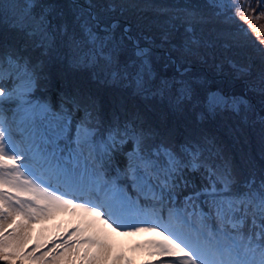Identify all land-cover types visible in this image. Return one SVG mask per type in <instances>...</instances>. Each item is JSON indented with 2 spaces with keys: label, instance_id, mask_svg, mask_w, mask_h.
<instances>
[{
  "label": "snow or ice",
  "instance_id": "snow-or-ice-1",
  "mask_svg": "<svg viewBox=\"0 0 264 264\" xmlns=\"http://www.w3.org/2000/svg\"><path fill=\"white\" fill-rule=\"evenodd\" d=\"M257 2L258 14L249 0L251 11L241 4L235 15L259 36L264 25L258 28L254 22L264 19V0ZM213 6L232 8L235 4ZM24 7L28 9L24 19L30 22L14 26L24 30L33 46L45 54L63 39L74 52L76 67L103 64L110 82L131 80L136 94L144 98L171 93L177 109L191 100L197 80L186 57L200 44L194 16L185 28L190 35L178 47L171 43L169 32L161 35L159 44L149 37H143L146 43L141 44L140 38L131 35L130 26L117 37L118 22L102 26L100 17L91 13V4L87 19H81L83 12L73 13L79 36L69 31L66 21L56 22L61 13L55 5L36 16L31 13L33 0H26ZM72 7L81 6L74 2ZM126 41L131 43L132 56L121 63ZM156 48L161 51L154 52ZM154 59L165 72L171 69L172 75H160ZM38 67L17 52H0V260L7 264L18 260L132 264L125 255L131 251L143 252L148 257L144 264H264V175L253 173L240 182L230 169L210 166L198 143L175 146L159 139L138 113L123 122L114 113L104 124L91 98L73 136L72 111L79 110V100L66 98L68 107L62 104L59 112L47 104H33ZM252 87L264 95V75ZM8 103L15 105L11 122L4 115ZM209 109L239 114L249 111L251 104L245 97L214 93ZM129 142L132 148L126 153L125 166L110 178L114 154ZM200 170L206 183L196 188L188 173ZM61 214L76 218L71 231L65 229L58 242L40 256L35 255V247L26 250L36 224ZM140 233H153V237L127 249L116 239Z\"/></svg>",
  "mask_w": 264,
  "mask_h": 264
},
{
  "label": "rangeland",
  "instance_id": "rangeland-1",
  "mask_svg": "<svg viewBox=\"0 0 264 264\" xmlns=\"http://www.w3.org/2000/svg\"><path fill=\"white\" fill-rule=\"evenodd\" d=\"M210 1L213 2V0ZM226 1L220 0L217 3L213 2V4H224ZM74 2L81 7L79 9L73 8ZM230 2L235 4V7H214L211 4L203 6L192 1L190 3V0H33L35 7L31 9L32 15H39L43 8L55 5L56 10L61 13L56 22L66 21L69 31L75 32L77 36L80 35V29L78 22L74 20L73 13L83 12L81 19H87L89 15L88 6L91 4L93 7L90 11L100 17L102 26L118 22L117 37L120 36L125 26H130L131 35L140 38L141 44L146 43L143 37L153 38L159 44L161 35L164 32H169L171 43L178 47L181 46L186 37L190 35L185 31L187 21L194 16L197 21L194 32L200 44L195 48L194 54L188 55L186 59L191 67V75L196 78L197 82L194 84V93L191 100L184 101L178 109L174 107L175 102L171 93L165 97L150 96L144 98L136 94V85L131 80H122L117 83L110 82L111 76L103 64L74 66L72 63L74 52L63 39H58L57 47L54 50H49L46 54L43 49L34 47V41L29 39L26 32L14 26V24L26 26L30 22V18L24 19V14L28 11L24 7L26 0H0V4L4 5L0 9V29L10 31L9 34L12 40L22 43V50L31 62L40 65L37 68L39 78L32 95L41 91L44 92V88H38L39 82L52 81L53 75L56 79L58 77L81 76L90 83L93 81V83H100L102 86L106 83L107 85H115L118 90H126L130 92L131 97L135 98V101L139 102L143 99L142 106H152L154 108L152 105L154 103L157 111L160 109L162 112L159 114L162 119L177 118L174 121H165L170 122L172 126L183 122L178 118L181 117L179 116L181 113L186 119L195 123L204 124L208 121L207 124L210 126L205 124L206 132H203L206 137L212 138V140H206L216 144L215 139L217 142L216 147L223 156L231 152L225 151V147H230V145L238 147L235 150L246 149L245 151L249 153L264 156V119H262L264 118V95H261L259 91L252 87L254 85L258 86L261 76L264 75V43H261L264 40V28L261 29V34L257 36L248 29V25L243 20L235 15L241 4L244 5L245 9L251 11V9H248L249 0H231ZM250 2L251 8L260 9L258 3H254L253 0ZM109 5H114V7L109 9ZM254 23L260 28L261 25H264V19ZM240 26L247 31V35L244 31H241ZM125 43H127V48L120 55L121 63L132 56L131 43L127 41ZM14 50L18 53L16 49ZM160 51L159 48L154 49L156 53ZM179 54L173 53L174 56ZM154 67L160 75H172L171 69L167 72L163 70L158 59H154ZM238 68L246 69V71L241 73L237 71ZM106 80L109 82H105ZM56 83L54 88L49 87L48 90L53 91L48 93L57 104L55 92L59 90V80ZM214 93H223L226 97H245L251 104V109L239 114L228 109L210 111L205 103L210 100ZM14 108L13 103L4 105V115L9 122H11ZM84 114L81 108L79 110L73 109L70 124L71 135L74 136L76 122L83 118ZM212 129L214 130L213 135ZM131 148L132 143L129 142L123 146L122 152L118 151L114 154L116 165L114 166L115 169H112L109 173L110 177L116 176L117 168L123 169L127 162L126 153L131 151ZM228 158V164L225 167L230 169L235 176V167H238V163H235L232 157L229 156ZM250 159L254 161V158ZM241 166L251 168L246 160L242 162ZM198 172V175L191 172L189 177L196 188L206 183L202 175L203 170ZM120 183H123V178H121ZM74 219L76 218L69 214H61L55 216V220L51 219L46 223H40V231H36L35 226V229L31 232L33 240L31 239L28 243L26 250L35 247L36 250H39L35 255L40 256L56 243L53 242L54 235L51 231H55V229L58 231L61 227L63 231L65 227L71 225L68 222ZM76 222L77 220L72 222L73 227ZM62 231L59 233L60 236L64 235ZM152 237L153 233H140L132 237L118 236L116 239L127 249L134 243ZM35 242L36 246H33ZM38 245H42V247H38ZM125 255L131 258L132 264H141L144 259H148L143 252L126 251ZM44 259L47 260L49 257H44ZM2 263L7 264L6 261L0 260V264ZM16 264H31V262L18 260ZM36 264H39V262H36Z\"/></svg>",
  "mask_w": 264,
  "mask_h": 264
},
{
  "label": "trees",
  "instance_id": "trees-1",
  "mask_svg": "<svg viewBox=\"0 0 264 264\" xmlns=\"http://www.w3.org/2000/svg\"><path fill=\"white\" fill-rule=\"evenodd\" d=\"M191 1L200 5L202 4L203 6H209V4L214 5L213 2L217 3L220 0H213V2L210 0H190V3ZM230 1L231 0H227L225 3ZM253 1L254 3H258L257 0ZM257 10L258 14L260 9ZM9 33L10 31L8 30L0 29V52H16L14 50L16 49L18 53L20 52V55L27 57V54L22 50V43H18L17 41L14 42ZM57 79L59 80V90L56 92L58 93V105L60 106L64 104V106L66 107L67 104L64 103L66 98L75 97L79 100L80 108L84 112V109L88 105L89 99L91 98L92 100H95L97 102L99 118L104 124L109 123L113 119L114 113L122 122L126 119H131L138 113L143 118L144 126L154 129L158 133V138L164 140L166 143L179 146L186 141H191L201 145L203 158L210 166H214L218 169L225 168L226 164H228V157H232V160L235 163H238V167H235V177L240 182H243L253 173H255L257 177L264 175V156L249 153L248 151H245L246 149H243L241 151L235 150L238 147H235L233 145H230L231 148L229 146L225 147V151L231 152L223 156L216 147L217 142L215 139L214 142L216 144H212L207 141L206 139L212 140V138L206 137L203 132H206V125L210 126L207 124L208 121H206L204 124L195 123L191 120L186 119L183 113H181L179 115L181 117L178 118L180 120H183V122L179 125L172 126L170 125V122L165 121H174L177 118L167 120L162 119L159 116V114L162 112L160 111V109H158L157 111L154 103H152L154 108L152 106H142V104L144 103L143 99H141L139 102L135 101V98L129 95L130 92L122 89L118 90L116 89L115 85H107L105 83V85L102 86V84L93 83V81L92 83H90L86 78L81 76H71L66 78L58 77ZM57 79L53 75L52 81H44V83L39 82L38 88H44V92H46L44 93L42 91L40 92V95L46 98V100H50L48 89L49 87L54 88L55 84H57L56 81L58 82ZM221 95L224 94L221 93ZM209 102L210 100L205 103L207 107H209ZM213 132L214 130L212 129V135ZM242 153H244V155H242ZM250 158H254V161H252V159ZM244 160L247 161L251 168L241 166ZM252 163L254 164L253 166L251 165Z\"/></svg>",
  "mask_w": 264,
  "mask_h": 264
}]
</instances>
